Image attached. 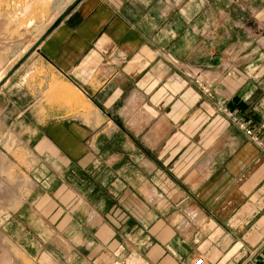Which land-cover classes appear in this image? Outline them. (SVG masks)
Masks as SVG:
<instances>
[{"label": "crops", "instance_id": "crops-1", "mask_svg": "<svg viewBox=\"0 0 264 264\" xmlns=\"http://www.w3.org/2000/svg\"><path fill=\"white\" fill-rule=\"evenodd\" d=\"M74 1L0 29L20 247L38 264H260L264 150L217 103L264 141V6L81 0L17 67Z\"/></svg>", "mask_w": 264, "mask_h": 264}, {"label": "rangeland", "instance_id": "rangeland-1", "mask_svg": "<svg viewBox=\"0 0 264 264\" xmlns=\"http://www.w3.org/2000/svg\"><path fill=\"white\" fill-rule=\"evenodd\" d=\"M225 2L226 5H234L230 8L231 12L241 3L249 5L252 2L254 5L250 6L256 10L264 6V0H225ZM48 8H52V15L57 14L61 11V0H0V29L6 31L15 27L17 31L18 27L25 29L33 27L36 12H40L45 24L44 19ZM189 75L195 77L196 84L205 93V88L208 87L197 79L199 74L190 73ZM3 142L6 144V149H9L7 144H11L12 139L5 138ZM25 161L23 153L6 154L0 151V264H38L37 259L29 257L20 247L25 243L29 221L25 210L24 213L17 211L26 199L30 188L27 171L21 168L25 165ZM21 241L23 243H20ZM120 260L115 264H133V262Z\"/></svg>", "mask_w": 264, "mask_h": 264}, {"label": "built area", "instance_id": "built-area-1", "mask_svg": "<svg viewBox=\"0 0 264 264\" xmlns=\"http://www.w3.org/2000/svg\"><path fill=\"white\" fill-rule=\"evenodd\" d=\"M205 93L210 95V91L209 89L205 88ZM217 107L220 111H222L227 117H229L231 119V121L241 130L244 131L245 135L248 136L251 141L261 150H264V141L262 139H260L259 137H257V135H255L253 133L252 130L248 129L245 125V123L239 119L237 116L233 115L222 103H217ZM264 250V240L260 243L258 249L254 252L255 254H257V252L259 251H263ZM192 264H203V259L201 257H199L198 259H196ZM251 264H254L251 262ZM260 264H264V259L262 260V262Z\"/></svg>", "mask_w": 264, "mask_h": 264}, {"label": "water", "instance_id": "water-1", "mask_svg": "<svg viewBox=\"0 0 264 264\" xmlns=\"http://www.w3.org/2000/svg\"><path fill=\"white\" fill-rule=\"evenodd\" d=\"M81 0H75L65 11L64 13L57 19L52 27L35 43V45L28 51V53L23 57V59L17 64V67L32 53L34 52L37 47L41 44L46 37L50 35V33L58 27V25L62 22L64 17L76 6ZM16 67V68H17Z\"/></svg>", "mask_w": 264, "mask_h": 264}, {"label": "bare ground", "instance_id": "bare-ground-1", "mask_svg": "<svg viewBox=\"0 0 264 264\" xmlns=\"http://www.w3.org/2000/svg\"><path fill=\"white\" fill-rule=\"evenodd\" d=\"M77 96V95H76Z\"/></svg>", "mask_w": 264, "mask_h": 264}]
</instances>
